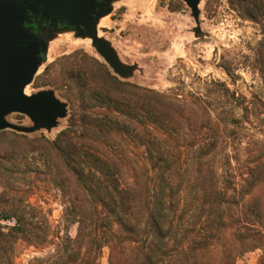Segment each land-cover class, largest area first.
<instances>
[{
  "label": "trees",
  "instance_id": "1",
  "mask_svg": "<svg viewBox=\"0 0 264 264\" xmlns=\"http://www.w3.org/2000/svg\"><path fill=\"white\" fill-rule=\"evenodd\" d=\"M230 3L264 41V0ZM256 55L263 95L247 100L211 81L196 97L200 113L98 61L103 84L78 70L67 126L18 162L0 153V264H18L21 247L39 251L26 264H100L105 247L108 264H238L252 252L264 264V156L241 161L239 148L244 123L264 121ZM37 182L58 190L74 237L31 201L45 198Z\"/></svg>",
  "mask_w": 264,
  "mask_h": 264
},
{
  "label": "rangeland",
  "instance_id": "2",
  "mask_svg": "<svg viewBox=\"0 0 264 264\" xmlns=\"http://www.w3.org/2000/svg\"><path fill=\"white\" fill-rule=\"evenodd\" d=\"M108 4L111 11L103 16L105 22L98 24L97 29L100 36L110 42L120 62L130 69L128 75L114 73L91 42L76 36L73 30L50 32L43 24L47 50L39 71L27 85L28 94L54 91L68 104V115L50 131L45 128L30 134L0 131V153L12 152L4 164L20 161L19 151L33 149L43 139L53 140L67 126L68 116L79 103L72 90L79 84L77 71L88 81L105 82L96 61L120 81L164 93L173 101L176 100L174 94H178L180 101L176 102L187 103V108L194 113H200L196 97L211 81L227 84L237 97L247 100L253 94L263 95L260 66L255 61L257 52L264 57L263 34L259 25L243 18L240 10L232 7L230 0H200L199 25L182 0H110ZM225 68L230 69V74ZM5 119L16 125H33L26 115L19 113L7 114ZM239 148L241 161L264 156V121L252 118L244 123ZM2 186L0 180V192ZM37 191L49 199H38L35 195L31 201L45 210L51 209L52 224L62 234L74 237L76 224L62 222L63 207L55 198L58 190L37 182ZM36 254L39 251L32 247H21L17 263L26 264ZM257 258L258 252L248 253L238 264H256ZM100 264H108L106 247L102 250Z\"/></svg>",
  "mask_w": 264,
  "mask_h": 264
},
{
  "label": "water",
  "instance_id": "3",
  "mask_svg": "<svg viewBox=\"0 0 264 264\" xmlns=\"http://www.w3.org/2000/svg\"><path fill=\"white\" fill-rule=\"evenodd\" d=\"M110 0H0V131L30 134L50 131L67 117L68 104L52 90L25 94L44 59L48 31L71 29L76 36L91 38V44L112 71L120 76L130 69L123 65L110 42L98 35L97 25L111 11ZM199 25L200 0H182ZM61 25V27H59ZM10 113L26 115L33 125L6 121Z\"/></svg>",
  "mask_w": 264,
  "mask_h": 264
},
{
  "label": "bare ground",
  "instance_id": "4",
  "mask_svg": "<svg viewBox=\"0 0 264 264\" xmlns=\"http://www.w3.org/2000/svg\"><path fill=\"white\" fill-rule=\"evenodd\" d=\"M106 18H107V17H106ZM104 22H105V19H104V17H103V18H100L98 24H103ZM98 35L100 36L99 31H98ZM85 41L88 42V43H90V42H91V38H86ZM85 41H84V42H85ZM39 69H40V67L37 68V72L39 71ZM27 87H28V86L25 87V94L29 95V94H28Z\"/></svg>",
  "mask_w": 264,
  "mask_h": 264
},
{
  "label": "flooded vegetation",
  "instance_id": "5",
  "mask_svg": "<svg viewBox=\"0 0 264 264\" xmlns=\"http://www.w3.org/2000/svg\"><path fill=\"white\" fill-rule=\"evenodd\" d=\"M59 27H61V25H59Z\"/></svg>",
  "mask_w": 264,
  "mask_h": 264
}]
</instances>
